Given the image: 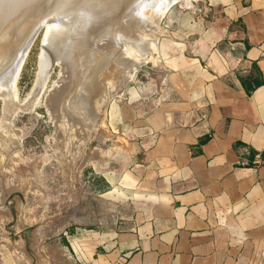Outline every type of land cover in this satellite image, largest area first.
Masks as SVG:
<instances>
[{
  "label": "crops",
  "instance_id": "0c3cea01",
  "mask_svg": "<svg viewBox=\"0 0 264 264\" xmlns=\"http://www.w3.org/2000/svg\"><path fill=\"white\" fill-rule=\"evenodd\" d=\"M186 7L166 20L163 96L112 110L137 145L101 173L113 212L45 241L43 264H264V0Z\"/></svg>",
  "mask_w": 264,
  "mask_h": 264
},
{
  "label": "rangeland",
  "instance_id": "374dc122",
  "mask_svg": "<svg viewBox=\"0 0 264 264\" xmlns=\"http://www.w3.org/2000/svg\"><path fill=\"white\" fill-rule=\"evenodd\" d=\"M45 1L39 2L38 8L43 11L47 10ZM186 6H191V0L177 1L161 18L151 9L144 11L143 20L154 35L143 41L151 47L143 55L146 61L143 59L144 64L120 91L112 92L113 98L106 108L102 106L100 112L103 110V114L101 112V118L95 123H77L67 116L61 122L55 117L54 109L48 105L50 93L63 87L65 79L62 80L64 84L59 82L65 73L61 66L54 63L55 67H52L49 63L51 70L47 69V72L52 73L47 75L44 70L42 79L38 77L46 28L40 31L17 83L18 98L5 101L0 97V264H43L45 241L57 239L66 227L100 222L102 214L113 212L106 195H103L105 183L101 173L108 169L114 172L118 166L133 165L137 161V145L129 143L133 142L130 139L118 137L117 124L122 120L119 111L112 110L125 97L136 95L134 89L137 88L146 101L151 95L159 99L163 96V91L155 90V85L160 80L165 81L166 55L161 49L168 39L166 20L172 9L187 10ZM144 69H148L145 74L142 73ZM39 86L45 88L39 101L31 102L30 99L28 103L30 95ZM132 116H135L134 112ZM144 117L147 114L138 119ZM125 124L131 125V122ZM62 127L66 130L63 131ZM131 133L137 138V132ZM90 202L93 213L82 210ZM100 202L105 203V207L102 208ZM26 230H30L29 242Z\"/></svg>",
  "mask_w": 264,
  "mask_h": 264
},
{
  "label": "bare ground",
  "instance_id": "6f19581e",
  "mask_svg": "<svg viewBox=\"0 0 264 264\" xmlns=\"http://www.w3.org/2000/svg\"><path fill=\"white\" fill-rule=\"evenodd\" d=\"M40 1L0 0V97L5 101L18 98L17 83L29 50L45 27L38 77L42 79L44 70H51L49 63L61 66L65 73L59 82L65 79V84L50 93L48 105L61 122L67 116L77 123H95L101 118L100 109L113 98L112 92L130 81L151 49L143 43L154 37L143 20L144 11L151 9L161 18L180 0H46L47 10L34 15ZM44 89L39 86L34 92L33 88L26 101L38 100ZM100 206L105 207V203L100 202ZM82 210L92 211L91 202Z\"/></svg>",
  "mask_w": 264,
  "mask_h": 264
},
{
  "label": "water",
  "instance_id": "95a60500",
  "mask_svg": "<svg viewBox=\"0 0 264 264\" xmlns=\"http://www.w3.org/2000/svg\"><path fill=\"white\" fill-rule=\"evenodd\" d=\"M41 11H42V9L37 8V11L35 12L34 15H38V14H40ZM147 70H148V69H144V70L142 71V73H143V74L147 73V72H148ZM94 146L99 147L98 144H94ZM26 235H27V240H28V242H29V241H30V230H26Z\"/></svg>",
  "mask_w": 264,
  "mask_h": 264
}]
</instances>
